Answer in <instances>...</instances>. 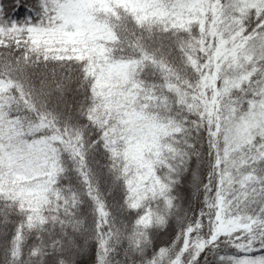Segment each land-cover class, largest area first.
Returning a JSON list of instances; mask_svg holds the SVG:
<instances>
[{"label": "snow or ice", "instance_id": "1", "mask_svg": "<svg viewBox=\"0 0 264 264\" xmlns=\"http://www.w3.org/2000/svg\"><path fill=\"white\" fill-rule=\"evenodd\" d=\"M0 264H264V0H0Z\"/></svg>", "mask_w": 264, "mask_h": 264}]
</instances>
